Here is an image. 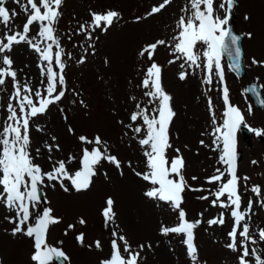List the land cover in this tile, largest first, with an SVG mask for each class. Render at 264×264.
I'll return each mask as SVG.
<instances>
[{"label": "rangeland", "instance_id": "374dc122", "mask_svg": "<svg viewBox=\"0 0 264 264\" xmlns=\"http://www.w3.org/2000/svg\"><path fill=\"white\" fill-rule=\"evenodd\" d=\"M254 3L234 4L242 79L215 48L227 0L0 4V264H264Z\"/></svg>", "mask_w": 264, "mask_h": 264}, {"label": "water", "instance_id": "95a60500", "mask_svg": "<svg viewBox=\"0 0 264 264\" xmlns=\"http://www.w3.org/2000/svg\"><path fill=\"white\" fill-rule=\"evenodd\" d=\"M241 38L240 34H236L234 31V23H231L228 28L226 34L222 38L221 50L226 54L233 69L237 72V74L242 75L244 73V69L241 63ZM248 89L252 91H257V87L254 83H250L248 85ZM246 135V134H245ZM247 136V135H246ZM56 261L58 264H62V259L59 255H56Z\"/></svg>", "mask_w": 264, "mask_h": 264}, {"label": "bare ground", "instance_id": "6f19581e", "mask_svg": "<svg viewBox=\"0 0 264 264\" xmlns=\"http://www.w3.org/2000/svg\"><path fill=\"white\" fill-rule=\"evenodd\" d=\"M252 1V4L253 5H256V3H254L256 0H251ZM252 20L254 21V23H256V26H257V29H256V34H255V37L253 38V39H251L250 41H248V42H246V46L248 47H250L251 49H253V50H256V49H259L260 48V46H261V42H262V38L263 37H261L262 36V33H264L263 32V26H262V24H261V15H260V11H256L254 14H253V16H252ZM252 56V55H251ZM252 57H254V56H252ZM50 97H52V98H54V99H57V95H55V94H50L49 95ZM58 128L59 129H61V127H59L58 126ZM57 128V129H58ZM140 209H145V207H143V208H140ZM146 212H147V214L149 215V208L146 210ZM162 212V211H161ZM142 222H143V226H142V228L146 231V232H148V233H151L152 232V228H151V224L153 223V216L152 215H150V217H146V219H145V221L144 220H142ZM236 231H237V229H236ZM234 234H236V232L234 233ZM165 253H163L162 251L160 252V255L161 256H163ZM160 264H161V262H160ZM162 264H168L165 260H164V258H163V263Z\"/></svg>", "mask_w": 264, "mask_h": 264}]
</instances>
